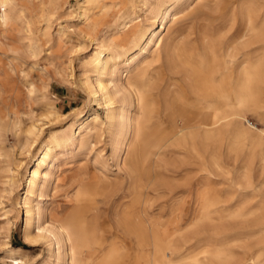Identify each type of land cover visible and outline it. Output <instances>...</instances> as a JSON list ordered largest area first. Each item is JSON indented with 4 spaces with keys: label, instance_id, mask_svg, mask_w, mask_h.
Listing matches in <instances>:
<instances>
[{
    "label": "rangeland",
    "instance_id": "374dc122",
    "mask_svg": "<svg viewBox=\"0 0 264 264\" xmlns=\"http://www.w3.org/2000/svg\"><path fill=\"white\" fill-rule=\"evenodd\" d=\"M147 1L152 8L141 10L143 0H0V115L4 122L0 150L6 153L0 162V264H12V254L25 264H54L58 245L46 230H54L55 218L68 213L82 179L92 187L103 178L113 183L107 194L97 196L101 222L105 219L115 225L114 215L133 199L132 179L118 163L122 148L119 134L108 133L107 114L126 110L135 114L134 98L121 89L127 79L147 74L151 84H160L162 92L177 90L173 83L185 84L176 70L153 63L157 45L144 55L143 63L128 65L124 50L131 45L123 47L119 41L127 32L148 27L155 9L165 0ZM226 1L184 0L176 9L178 17L163 38V46L186 39L201 52L204 27L213 43L236 41L245 22L242 6L257 15L259 22L264 21V0H237L236 14L221 8ZM124 21L129 28L123 27ZM101 47L111 53L115 65L100 74L95 66ZM263 52L264 47L246 51L249 55ZM98 81L115 98V110L108 112L103 98L94 100L92 92ZM262 95L246 110L244 128L264 127ZM238 135L237 128L226 127L225 138L210 145L211 151L216 149L221 156L226 173L213 170L212 175L203 159L174 147L161 161L155 180L148 183L146 196L152 219L159 215L169 219L171 204L179 202L185 223L200 208L199 194L209 190L219 199L214 223L198 230L187 252L226 246L241 264H260L264 260V222L250 226L240 219H220L221 213L243 203L242 210H264V190L242 191L235 186L234 179L245 166L252 145V139L247 138L242 145L233 146ZM61 136L77 138L72 143L63 140L61 145L56 142ZM32 143L35 147L30 150ZM51 143L56 146L42 170L48 177L28 194V179L38 155ZM250 173L255 183L264 182V164L258 156ZM28 197L35 211L43 214L39 223L32 224V233L50 235L33 244L24 239ZM251 228L256 234L247 235ZM246 245L249 248L245 249ZM18 247L23 250L19 252ZM255 255L263 257L255 262Z\"/></svg>",
    "mask_w": 264,
    "mask_h": 264
},
{
    "label": "bare ground",
    "instance_id": "6f19581e",
    "mask_svg": "<svg viewBox=\"0 0 264 264\" xmlns=\"http://www.w3.org/2000/svg\"><path fill=\"white\" fill-rule=\"evenodd\" d=\"M183 1L165 0L155 9L148 27L127 32L119 41L123 47L131 45L124 50L128 65L143 63L145 54L157 45L158 54L153 63L161 64L168 71L176 70L185 84L173 83L172 87H178L177 90L162 92L160 84H151L147 74H140L127 79L121 86L129 98H134L135 114L129 110L107 114L108 133L119 134L122 148L118 163L130 175L134 195L126 207L114 215L115 225L105 219L101 222L98 213L97 196L105 195L111 189L113 183L109 178L101 179L94 187L83 179L80 181L68 213L55 218L54 230H46L51 237L32 233V224L39 223L43 214L35 211L30 198L27 199L24 239L30 244L43 237L54 240L58 245L54 264H241L235 252L226 246L195 254L187 252L198 230L214 223V206L219 199L209 190L199 194L196 200L200 208L185 223L179 202L171 204L169 219L159 215L153 220L149 212L148 183L155 180L161 161L166 160L174 147L203 159L210 174L214 175V171L226 173L221 156L216 149L211 151L210 148L214 140L225 138L226 127L238 129L239 135L232 140L233 146L242 145L247 138L252 139L245 166L234 179L235 186L242 191L264 190V182L257 184L250 175L255 157L264 164V127L244 128L242 125L247 120L246 110L254 107L256 98L264 94V52L259 55L246 53L250 48L264 47V21L259 22L257 15L242 6L245 22L236 41L213 43L204 27L201 28V52L189 46L186 39L163 46V38L171 32V23L178 17L176 9ZM236 4L237 0H227L221 8L236 14ZM148 6L152 8L149 1L143 0L141 10ZM3 20L7 21L6 14ZM129 26L127 21L123 22V27ZM162 32H165L163 36ZM96 60L95 68L100 74L114 68L111 53L103 47L97 52ZM92 95L95 101L105 100L108 112L115 110L116 100L101 81L97 82ZM0 117L1 127L4 122L2 115ZM95 119L100 117L95 116ZM65 137L57 138L56 142L59 140L62 145L63 140L72 143L77 138ZM55 146L54 143L47 144L38 155L28 179V194L36 191L40 180L47 179V172L42 170L49 164ZM34 147L32 143L30 150ZM5 155L0 150V162ZM239 206L241 208L244 203ZM240 208L221 213V221L226 217L240 219L241 223L250 226L264 222V210ZM246 234L256 232L251 228ZM16 249L23 250L21 247ZM13 255H9L12 264H25L23 259ZM263 255H255L254 261L261 260ZM175 257L180 259L174 260ZM259 263L264 264V260Z\"/></svg>",
    "mask_w": 264,
    "mask_h": 264
}]
</instances>
